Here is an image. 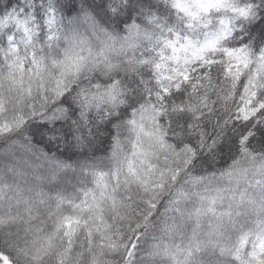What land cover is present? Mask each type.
Here are the masks:
<instances>
[{
  "label": "snow or ice",
  "instance_id": "snow-or-ice-1",
  "mask_svg": "<svg viewBox=\"0 0 264 264\" xmlns=\"http://www.w3.org/2000/svg\"><path fill=\"white\" fill-rule=\"evenodd\" d=\"M0 264H264V0H0Z\"/></svg>",
  "mask_w": 264,
  "mask_h": 264
}]
</instances>
